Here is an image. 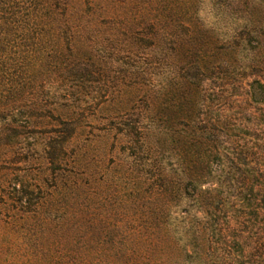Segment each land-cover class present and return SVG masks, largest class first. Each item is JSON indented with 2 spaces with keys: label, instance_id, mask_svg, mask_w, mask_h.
I'll use <instances>...</instances> for the list:
<instances>
[{
  "label": "trees",
  "instance_id": "16d2710c",
  "mask_svg": "<svg viewBox=\"0 0 264 264\" xmlns=\"http://www.w3.org/2000/svg\"><path fill=\"white\" fill-rule=\"evenodd\" d=\"M0 264H264V0H0Z\"/></svg>",
  "mask_w": 264,
  "mask_h": 264
}]
</instances>
